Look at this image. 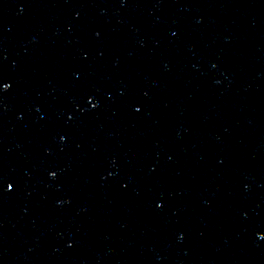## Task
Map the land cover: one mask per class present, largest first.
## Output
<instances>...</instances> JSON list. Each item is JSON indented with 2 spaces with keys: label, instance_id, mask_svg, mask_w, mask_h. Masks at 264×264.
<instances>
[{
  "label": "snow or ice",
  "instance_id": "obj_1",
  "mask_svg": "<svg viewBox=\"0 0 264 264\" xmlns=\"http://www.w3.org/2000/svg\"><path fill=\"white\" fill-rule=\"evenodd\" d=\"M8 88H9V85H8L7 83L0 84V91L7 90ZM88 102L92 105L93 108L96 107L95 103H93V102L91 101V99H90ZM136 111H140V109L137 108ZM69 119H71V117H69ZM50 175L55 176V173H50ZM12 187H13L12 184H8V185H7V190H11ZM159 206H160V205H157V207H159ZM262 238H264V237H262Z\"/></svg>",
  "mask_w": 264,
  "mask_h": 264
}]
</instances>
